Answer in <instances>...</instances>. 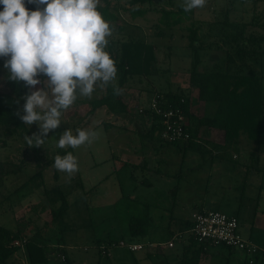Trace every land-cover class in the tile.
<instances>
[{"label": "rangeland", "instance_id": "rangeland-1", "mask_svg": "<svg viewBox=\"0 0 264 264\" xmlns=\"http://www.w3.org/2000/svg\"><path fill=\"white\" fill-rule=\"evenodd\" d=\"M182 3L183 0L172 3L154 0L150 5H142L146 8L145 14L133 18L127 9L130 7L127 0H111L110 9L117 19L110 22L114 32L109 40L139 38L152 45L155 54L151 73L135 76L123 90L129 111L119 114L124 118L119 123L128 121L131 130L126 132L124 127L113 124L114 119L106 120V110L89 113L88 101L105 91L100 88L94 91L91 98L78 97L74 105L64 112L60 126L45 137L42 146L29 147L25 140L26 135L39 131L35 123L28 134L20 131L7 134L0 125V224L17 226L28 238L37 236L48 247L50 258L47 264H64L61 237L66 242L64 249L70 257V264H174L181 254L182 240L186 238L187 242L189 234L182 240L174 238L173 246L168 247L165 244L167 234L160 231L161 223V226L151 229L150 235L155 239L145 241L142 249L132 253L123 247L111 246L106 253L101 249L102 253L98 254L97 246L101 248L108 243V233L115 243L126 240V227L119 228L120 219L109 218L115 208L111 203L122 196L170 208L168 214L174 212L176 218L177 211L184 214L201 202L205 209L236 215L240 234L264 245V232L259 235L257 231L264 229V146L259 143L241 137L238 141H246V145L232 146L226 149L228 151L223 149L222 154H204L196 161L173 158L171 162L159 163L160 170L171 171L172 178H167V182L161 185L155 178V173L159 174L157 171L146 168L137 159L133 165L132 161L120 163L117 158L124 152V141H137L139 156H148L149 151L159 150L160 140L148 136L147 125L141 126L140 119L144 124L148 121L150 127L151 120L139 109L145 107L150 99L152 93L148 92L149 89L154 92L188 89L192 50L187 48V26L193 25L198 31L200 70L210 69L214 64L222 70L228 66L226 52L229 47L223 38L225 32L234 33L243 29L245 36L249 33L264 35V2L207 0L205 7L193 9L189 18H184L172 28H165L159 22L160 9H177ZM25 4L30 10L37 8L36 4H29L27 0ZM2 7L0 5V10ZM260 45L264 47V42ZM5 59L0 57V88L6 87L3 81L7 79V71L3 67ZM247 63L254 66V71L262 75L264 82V54L260 63L251 60ZM38 78L42 81L46 79L43 76ZM42 87L43 84L36 86ZM188 92L192 97L197 95L192 88ZM69 128L74 135L80 128L95 130L99 136L91 144L86 143L76 149H60L57 140ZM216 140L224 141L222 130ZM68 151L77 157L79 165L78 172L71 177L78 178L81 185L72 187V180L64 184V202L68 208L60 221H53L50 205L57 209L60 196L51 188L57 183H66L71 177L52 165L57 154L63 156ZM151 163L156 165L154 159ZM39 171L40 175L32 179L31 176ZM175 184L177 187H174ZM48 195L53 200L49 206L44 205ZM162 211L165 215L166 211ZM93 238L104 239V242L95 245ZM202 256L200 264H249L242 250L224 245L211 246ZM23 260L24 253L20 249L8 258L6 264H23ZM253 264H264V261Z\"/></svg>", "mask_w": 264, "mask_h": 264}, {"label": "trees", "instance_id": "trees-1", "mask_svg": "<svg viewBox=\"0 0 264 264\" xmlns=\"http://www.w3.org/2000/svg\"><path fill=\"white\" fill-rule=\"evenodd\" d=\"M153 1L154 0H127L128 4H130V7L127 9L133 18L142 16L146 12V8L142 7V5H150ZM164 1L172 3L174 0ZM239 1L255 3L264 2V0ZM110 5L111 0H103V4L98 6V10L109 22L117 19V15L110 9ZM160 12L159 22L163 24L165 28L169 29L180 24L184 18H189L193 10L186 13L181 8V5H179L177 9H171V7L161 8ZM186 29L188 30L186 35L188 38L187 48L192 50V61L188 71V89L192 88L196 90L197 99L206 103L204 104L205 108H207V112H204L202 117H197L195 115L191 110V105L194 100L192 96H190L191 91L189 93L188 89H179L178 91L168 90L165 92H161L160 90L154 92V90L149 89L148 92H151L152 95L156 92L162 93L164 101L169 105L181 106L187 117L186 126L190 134L189 141H175L169 143L181 145L185 151L190 150L209 153L210 151L205 149V144L201 143L203 140L200 131L202 126H208L223 131L224 145H226V147L237 144L241 137L249 141H255L264 146L263 77L261 74L254 71L253 65L247 63L248 60L252 62H261V57L264 54V47L260 44L264 42V35L257 36L249 33V35L245 36L243 29L233 31L234 33L225 32V37L223 38L226 42L225 45L229 47L226 52V58L229 63L228 66L225 70H222L218 69L214 64V68L200 70L198 69V65L201 61L199 53L201 45L198 43L197 28L193 25H189ZM163 31L164 29L162 32ZM106 50L116 61L118 70L116 83L122 90L125 89L129 80H132L135 76H143L151 73V66L152 62L155 60V54L153 46L146 43L144 40L139 38L133 39L131 37L125 40H111ZM237 61H239V63L236 65ZM231 65L234 67H231ZM6 80L3 79L7 88H0V125L5 128V133L7 134L14 133V131L28 134L30 133L28 125L23 124L16 114L18 110L21 115L23 114L22 109L25 101L23 97L29 93L28 88L24 86L23 82L17 84L9 80L6 82ZM88 105L90 106L89 113H93L102 106H105L107 110L113 114H124L129 111L127 104L124 102V92L120 96H114L111 86L105 89L101 96L89 100ZM210 107H212V109H209ZM157 119V116L150 117V130L152 132L156 131V133L161 130L162 127V125L157 122ZM157 137L159 139L161 138L158 134ZM197 138L201 141L197 142ZM160 141L163 140L160 139ZM65 154L66 152L63 153V155ZM39 175L40 171L31 176V178L36 179ZM69 182H72L73 184L71 183V186L75 188L81 185L78 178L74 179L71 177L66 180V183H57L51 188L60 196V203L57 209L50 205L52 214L51 220L53 221H60L68 208V205L64 202L66 195L63 191V187L64 184ZM95 186L96 185H94L93 188ZM50 201L52 202L53 200L48 195L44 205L47 204L49 206ZM111 204L115 205V208L109 218L120 219L118 225L121 229L126 227L125 236H123L127 241H144L145 243L147 240L155 239L154 236L150 235V232L152 228L156 229L157 226H161L155 223L158 210L154 209L160 208L158 204L155 205L153 202L139 200L129 196H122ZM120 212L122 214H120ZM191 224L190 218L179 219L178 226L172 224L164 227L161 226L162 228L160 231L163 230V232H166L168 239H170L174 237V235L188 230ZM107 236L106 241L108 243H105L101 248L97 246L98 254L102 253L101 249L106 253L112 244L115 243L114 239H110L112 237L110 233H108ZM15 238L26 239L22 253H24V259H26L29 264L48 263L50 258L48 247L41 243L37 236L28 238L26 235L22 234L17 226L8 227L0 224V264H6L8 258H10L14 252L20 250V246L12 243ZM61 238L63 246L61 250L65 253L63 254L64 261L62 262L64 264H70V257L64 249L66 248V242L64 241V237ZM187 239V243L182 245V249L180 250L181 254L176 258L174 264H200L203 257L202 255L207 253V250L211 249V246H213L208 242H197L192 236H188ZM103 240L104 239L93 238L95 245H99L101 241L104 242ZM123 248L127 251L129 250L126 247ZM129 251L132 253L135 252L132 250ZM256 261H259V259L257 258Z\"/></svg>", "mask_w": 264, "mask_h": 264}, {"label": "clouds", "instance_id": "clouds-1", "mask_svg": "<svg viewBox=\"0 0 264 264\" xmlns=\"http://www.w3.org/2000/svg\"><path fill=\"white\" fill-rule=\"evenodd\" d=\"M101 0H0V57L6 58L7 80L29 89L23 99V114L17 116L39 131L25 136L29 147L42 146L50 131L57 129L64 112L78 97L91 98L97 88L123 90L116 83V61L106 50L114 26L98 10ZM207 0H183L184 12L203 8ZM43 5L44 7H40ZM46 77L43 81L38 77ZM43 84L42 88H36ZM35 89V90H33ZM18 103V102H17ZM95 130L69 128L57 140L60 149H76L98 138ZM69 177L79 170L71 151L54 157L52 165Z\"/></svg>", "mask_w": 264, "mask_h": 264}, {"label": "built area", "instance_id": "built-area-1", "mask_svg": "<svg viewBox=\"0 0 264 264\" xmlns=\"http://www.w3.org/2000/svg\"><path fill=\"white\" fill-rule=\"evenodd\" d=\"M145 117L157 116V122L162 125L157 134L162 140L167 142H187L190 134L187 131V117L181 106L169 105L164 101L162 93H154L147 101L145 107L139 109ZM147 111V112H146ZM200 142V139H196ZM192 222L191 227L174 235L166 241L168 247H172L174 238L182 240L186 234L192 236L197 242H208L213 246L225 245L230 248H238L245 253L246 260L253 264L258 258L264 260V246L243 237L238 230V218L236 215L228 214L217 209H200L190 214ZM25 238H18L12 243L20 246L23 250ZM168 243V244H167ZM164 245V243H162ZM145 243L136 241L119 240L112 246L126 247L129 250L136 251L145 247ZM23 264H29L24 259Z\"/></svg>", "mask_w": 264, "mask_h": 264}, {"label": "crops", "instance_id": "crops-1", "mask_svg": "<svg viewBox=\"0 0 264 264\" xmlns=\"http://www.w3.org/2000/svg\"><path fill=\"white\" fill-rule=\"evenodd\" d=\"M195 92H196V90H195ZM192 99L194 101H193V104L191 105V110L195 113V115L197 117H202L204 115V112H207V108H205L204 102L201 100H198L197 95L195 97H192ZM99 109H102L103 111L106 110V112H107L106 113V115H107L106 120L114 119L113 124L120 125L121 127H124L126 132H127V130H131L132 127L131 128L128 127V124H130L128 121H125V123H122V124L119 123L120 119L121 120L124 119L119 114L110 113L105 106H102L96 110H99ZM201 109H203L202 112L200 111ZM146 118H148L150 120L149 117H146ZM140 122H141V126L147 125L146 130L149 129L148 136H150L151 138H158L156 131L152 132L150 130L151 127L148 126V121H146V124H144V121L142 119H140ZM200 131H201V136H202V140H203V141H201V143L205 144V147H206L205 149L210 151L209 153L208 152L207 153H205V152L201 153V152H195V151H190V150L185 151L181 145L170 144L169 142L163 140V141H159L161 144L159 150L149 151L150 156L149 155L148 156H146V155L145 156H139L138 155L139 154V147H138L137 141H134V142L133 141H124V152L120 155V157L117 156V158L119 159L120 163H121V161H125L124 163H128V161H132L133 165L136 164V161H139V162H142L141 164L145 165L146 168H150L151 170L157 171L159 174L155 173V178L157 180V184L161 185L164 182H167V178L168 179L169 178L172 179V178L170 176L171 171L160 170L159 163H165L167 161L171 162L173 160V158H177L176 160H178V159L184 160L185 159V160H190V161H196L198 158L201 159V157H203L204 154H216V155H218V154L223 153V149H225V151H228L226 149H229L232 146H239V147L242 146L243 147L244 144L246 145V141H239L237 144H234V145L232 144L230 147H226V145H224V141L221 143V141L216 140V137L218 136V132L220 130L217 128H214V127L202 126L200 128ZM164 145H166V147H164ZM155 146H156V144H155ZM155 146L153 145V148ZM173 146H176V148H174ZM234 156L236 157V154H234ZM135 159H137V160L135 161ZM151 159H154L156 165H153L151 163ZM171 181L172 180H170V182ZM146 183H149V182L147 181ZM174 187H177V185L175 184ZM139 200H142V199H139ZM144 201H147V200H144ZM203 208H204V205L201 204V202H199L198 207L190 208L189 211H187L184 214H181L180 211H177L176 215L178 216V218L174 217V212H172V214H170V213L168 214V212L170 211L169 210L170 208H167V207L159 208V209L156 208L154 210H158V212H160V215L158 214V212L156 213V214H158V216L155 217L157 220V221L155 220V223L158 225H160V223H161V225H163V226H166L169 224L178 226L179 219H189L190 214L193 211L203 209ZM162 210L166 211L165 215H163ZM257 231H258V234L260 235L264 232V229H263V231H261V229H257ZM182 242H183L182 245L187 243L186 238H185V241L182 240ZM263 261L264 260H262L260 262L262 263Z\"/></svg>", "mask_w": 264, "mask_h": 264}]
</instances>
